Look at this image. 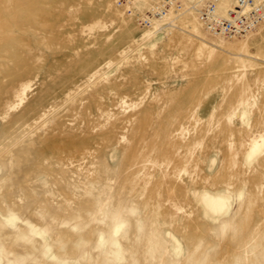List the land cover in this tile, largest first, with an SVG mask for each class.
Instances as JSON below:
<instances>
[{"label":"rangeland","instance_id":"1","mask_svg":"<svg viewBox=\"0 0 264 264\" xmlns=\"http://www.w3.org/2000/svg\"><path fill=\"white\" fill-rule=\"evenodd\" d=\"M134 2L0 0V264H264V24Z\"/></svg>","mask_w":264,"mask_h":264},{"label":"built area","instance_id":"2","mask_svg":"<svg viewBox=\"0 0 264 264\" xmlns=\"http://www.w3.org/2000/svg\"><path fill=\"white\" fill-rule=\"evenodd\" d=\"M128 0H117L119 5ZM170 0H161L164 6ZM216 1L209 0L201 7L198 19L203 29L210 35L225 40L237 39L254 31L264 22V0H236L235 6L225 18L216 14ZM165 14L164 7L151 11L140 18V24L144 27L151 26V20L160 19Z\"/></svg>","mask_w":264,"mask_h":264},{"label":"bare ground","instance_id":"3","mask_svg":"<svg viewBox=\"0 0 264 264\" xmlns=\"http://www.w3.org/2000/svg\"><path fill=\"white\" fill-rule=\"evenodd\" d=\"M200 1H202V0H199V2ZM209 0H206V2H205V4L208 2ZM133 2V0H128V1H126L125 2V5L124 6H128L129 4H131ZM135 2L137 3V4H139V5H142V6H145V8H147V7H149L150 8V6H149V1L148 0H135ZM134 2V3H135ZM133 3V4H134ZM235 3H236V0H217L216 1V14L219 16V17H222V18H225L226 16H227V14H228V12L230 11V10H232L233 8H234V6H235ZM172 3H171V0L168 2V4H166L165 6H164V4H163V6L162 7H164L165 9V14L163 15V16H161V18L159 19V20H163L164 19V17H165V15H166V9L171 5ZM205 4H204V6H205ZM152 6V5H151ZM203 6V7H204ZM152 8V7H151ZM151 8H150V10H151ZM153 9L154 10H151V11H155V10H160V7L158 6V7H153ZM171 9L169 8L168 10H167V12H169L170 14L172 13L171 11H170ZM190 10H194V7H191L190 9H186V12H190ZM118 13V12H117ZM168 13V14H169ZM185 13V12H184ZM90 14V13H89ZM96 14V13H95ZM166 15V16H168V17H170L171 18V15ZM191 14V13H190ZM38 15H41V13H39ZM91 17V16H90ZM89 17V18H90ZM176 17V16H175ZM194 18V17H193ZM88 19V18H87ZM154 20V19H153ZM153 20H151V21H153ZM174 20V19H173ZM172 20V21H173ZM197 21V22H196ZM193 20V22H194V24L193 23H191V24H193V26H192V30L193 31H196L197 29V26H199L201 29H203V26L201 25V23L199 22V19H198V16H197V20ZM171 22V21H170ZM29 23V22H28ZM31 24H33V22H30ZM154 24V26H155V28H157L158 26H160V23L159 22H154L153 23ZM173 24V23H172ZM197 24V25H196ZM264 24V22L261 24V25H263ZM169 25H170V23H169ZM261 25H260V27H261ZM25 25H24V21H23V19H21V20H19V21H17L16 23H14V27H16L17 29H23V27H24ZM29 26V25H28ZM31 26V25H30ZM33 26V25H32ZM31 29V28H30ZM91 28H89V30H90ZM161 29V28H160ZM159 29V30H160ZM257 29V28H256ZM255 29V30H256ZM155 30H157V29H155ZM158 30V31H159ZM203 31L206 33V34H208L204 29H203ZM157 32V31H156ZM253 32V31H252ZM251 33V32H250ZM250 33H248V34H246L245 36H247V35H249ZM209 36H211V37H213V38H216L217 40H225V39H222V38H220V37H215V36H212V35H210V34H208ZM245 36H242V37H245ZM241 38V37H240ZM238 39V38H237ZM237 39H232V40H237ZM84 59V58H83ZM88 59V58H87ZM87 61V60H86ZM86 61H85V63H86ZM81 63V62H80ZM235 63V62H234ZM90 64V63H89ZM92 65V64H91ZM67 72H68V70H67ZM241 79V78H240ZM53 90V89H52ZM247 90V89H246ZM244 91V90H243ZM244 92H246V91H244ZM242 93V92H241ZM246 94V93H245ZM243 95L244 96V100L245 101H247L248 99H247V97H245L246 95ZM55 96V95H54ZM40 98V99H39ZM39 98H37V101H36V103H34L32 106V108H36L38 105H40L42 102L41 101H43V96H42V98H41V96L39 97ZM247 99V100H246ZM248 102V101H247ZM247 102H244L243 100H242V97H241V99L240 100H238V104H236V105H232L231 107L229 106L227 109H230L228 112H229V114L225 117L226 119H227V122H229V123H231L232 122V120H234V117H237V116H239L238 115V109L240 108V106L241 105H243V103H247ZM122 103L124 104V102L122 101ZM45 105V104H44ZM43 106V105H42ZM39 107H41V106H39ZM38 107V108H39ZM42 109V108H41ZM36 110V109H35ZM49 111H51V110H47V111H43V113L40 115V117H39V119L41 118V117H44L45 115H47L48 113H49ZM226 114V113H225ZM228 124V123H227ZM227 129V128H226ZM225 130V129H224ZM184 131H185V128H183L182 126H179L178 127V129L175 131L176 132V134L177 135H183L184 134ZM230 131V130H229ZM77 149H78V147H77Z\"/></svg>","mask_w":264,"mask_h":264}]
</instances>
